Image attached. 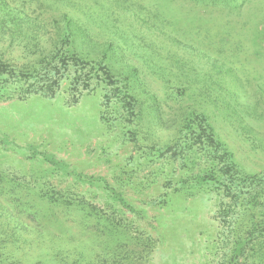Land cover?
<instances>
[{
	"label": "trees",
	"instance_id": "16d2710c",
	"mask_svg": "<svg viewBox=\"0 0 264 264\" xmlns=\"http://www.w3.org/2000/svg\"><path fill=\"white\" fill-rule=\"evenodd\" d=\"M179 1L190 4L198 14L190 25L184 21L185 25L178 26L175 16L148 0H61L83 19L63 11L43 23L38 14L0 0V41L20 40L24 54L18 57L21 61L6 58L0 44V101L59 93L73 104L84 94L97 93L100 121L119 129L122 142L131 143L138 152L137 157H129L128 162L137 159L133 169L121 173L138 169L144 171L143 180L161 178L166 189L186 194L214 187L222 200L221 213L247 218L251 240L257 233L256 258L264 263V240L259 238L264 235V171L243 170L208 116V106L215 103L225 110L224 118H243L235 106L247 102L246 80L236 69L246 60L239 54L241 45L244 41L249 46L252 37L228 38L224 31L234 28L231 21L247 10L249 0ZM31 2L51 7L41 0ZM242 21H238L240 26L249 22ZM224 43L229 45L226 50ZM101 181L108 199L132 211L120 191L107 186L105 178ZM54 193L62 200L72 197L67 207L85 212L93 231L101 217L108 222L103 225L106 232L114 235L120 230L122 223L115 214L112 218L107 214L109 208L116 211L112 204L96 205L84 195L76 200L62 190ZM32 195L38 200L27 212L29 220L43 218L45 209L56 216L52 206L44 204L49 199L46 193ZM248 240L245 237L243 244ZM239 241L240 235L235 244ZM236 251L234 262L239 261L235 259L238 247Z\"/></svg>",
	"mask_w": 264,
	"mask_h": 264
},
{
	"label": "rangeland",
	"instance_id": "374dc122",
	"mask_svg": "<svg viewBox=\"0 0 264 264\" xmlns=\"http://www.w3.org/2000/svg\"><path fill=\"white\" fill-rule=\"evenodd\" d=\"M8 1L38 14L41 23L63 11L83 19L61 0H41L50 3V8L38 7L32 0L27 7V0ZM148 1L175 16L178 26L185 25L184 21L190 25L198 16L190 4L179 0ZM240 16L237 20L249 21V26H240L233 19L234 28H227L224 35L252 37L249 46L242 40L239 54L246 60L236 69L246 80L247 102L235 106L243 118H224L225 110L215 103L208 106V116L237 164L247 173H260L264 171V0H249ZM8 38L0 41L5 57L21 61V41L15 38L9 43ZM118 130L100 121L97 93L84 94L73 104L59 93L0 101V264H264L256 258L257 233L251 240L247 218L221 213L222 200L214 187L186 194L166 189L161 178L143 180L144 171L138 169L121 173L133 169L137 159L128 162L129 157H137L138 152L131 143L122 142ZM120 177L123 182H118ZM104 178L107 186L126 197L132 211L108 199L101 181ZM60 190L76 200L84 195L96 205L112 204L116 211L109 208L107 214L111 218L115 214L123 226L112 235L105 231L103 225L108 222L101 217L93 231L84 219L85 212L67 207L72 197L56 198L54 192ZM35 192L46 193L49 199L44 204L52 206L56 216L45 209L43 218L29 220L27 212L38 200H33ZM260 236L264 240V235ZM245 237L247 244H243ZM237 247L235 259L239 261L234 262Z\"/></svg>",
	"mask_w": 264,
	"mask_h": 264
}]
</instances>
